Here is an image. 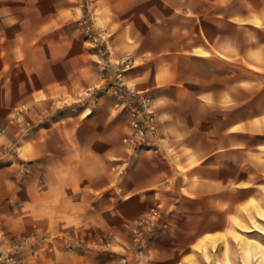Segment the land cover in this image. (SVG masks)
<instances>
[{"label": "crops", "instance_id": "crops-1", "mask_svg": "<svg viewBox=\"0 0 264 264\" xmlns=\"http://www.w3.org/2000/svg\"><path fill=\"white\" fill-rule=\"evenodd\" d=\"M229 1L241 10L206 11L221 9L224 0H90L94 23L106 33L110 66L46 67L43 58L30 67V50L44 56L43 1L0 0V88L6 97L0 105L16 107L7 122L0 115V227L5 245L44 237L38 257L23 244V264H117L131 244L115 238L116 254L96 246L108 228L97 220L123 214L116 201L137 195L163 201L174 216L186 215L188 202L227 215L225 225H210L198 208L195 239L166 263L192 255L204 263L203 250L237 230L239 219L264 220V0ZM128 58L133 64L121 67ZM119 76L154 94L157 151L125 143L129 118L106 90ZM91 87L99 88L97 97L78 99ZM74 106L80 113L69 116L68 127L36 129L53 120V112ZM35 107L44 110L37 126ZM26 120L36 127L23 130ZM106 200L112 207H102ZM178 227L173 221L163 232ZM147 251H134V258ZM238 256L247 261L235 250L229 262H239ZM222 258L227 255L215 251L214 261Z\"/></svg>", "mask_w": 264, "mask_h": 264}, {"label": "rangeland", "instance_id": "rangeland-1", "mask_svg": "<svg viewBox=\"0 0 264 264\" xmlns=\"http://www.w3.org/2000/svg\"><path fill=\"white\" fill-rule=\"evenodd\" d=\"M16 1L20 4L24 0ZM42 1L47 22L45 41L43 44L44 56L38 55L36 50H34V52L30 50V67L36 66L38 62L41 63L43 58L45 59L46 67H85L88 62L94 63L97 67L110 66L111 60L109 55L111 51L107 42L106 33L94 23L91 7L88 6L90 0ZM224 1H227V3L221 9L219 7H208L206 11L213 12L220 10L224 14H230L241 10L237 3H234L232 9L230 1ZM253 1L255 5L261 3V0ZM87 21H89L96 30L101 31L105 35L101 39V45L107 48L105 52L101 51L99 46L94 45L91 38L86 34L85 27ZM13 46L15 45L13 44ZM89 53L95 54V57L87 61L86 56ZM129 60L132 61L130 58L125 59L121 67H125ZM132 64L133 61L131 65ZM5 99L4 91L0 88V101ZM1 106L6 108V110L0 111V115L4 117L2 120L7 122L12 113L16 111V107L10 105H0V107ZM80 109L79 107L77 110L65 108V110L53 112V120H46L42 122L40 126L36 125V118L39 112L44 114L43 108L35 107L32 114L33 116L31 117H35L33 122H35L37 126H34L36 129L38 127L63 128V126L68 127L70 125L68 120L69 116H71V114L80 113ZM47 110L50 112L52 111L50 107H47ZM162 202L161 200L156 202L143 200L139 195L116 201V204H121V206L125 208L123 214L118 215L117 213H110L107 217L97 220L100 226L107 224L108 228L104 227L105 231H103L93 243L96 246L105 244L107 253L112 252L115 254L117 250L111 248L115 238L116 240L130 243V247L118 258L117 264H173L171 262L166 263L162 261L166 259H170L169 261H171L173 256H179L181 252L185 250L187 242H192L195 239L197 233L193 232V229H195L199 223L197 221V216L192 214L196 213L198 208L203 210L206 224L214 225L215 223L216 225H225L228 219L227 215L224 213L219 215L211 207L203 205L197 207V204L193 202H188L185 205L186 215L182 216L179 214L174 216L171 212L169 213L163 208L161 205ZM113 203L112 200H106L102 203V207H112ZM228 208L229 206H227L226 210H229ZM173 221L180 227L165 234V232H163L165 225ZM118 225H123L124 229L117 231ZM33 236L37 237L36 240H29V237L22 238L28 240L27 246L38 249L39 254L35 255L38 257L40 255L38 245L44 237L39 235ZM160 236H163L164 240H161ZM159 237L161 244L157 247L153 242ZM213 237V235L206 233V240L213 239ZM152 245H154L153 250L150 249ZM145 249L149 250L146 254L140 256V258L137 256L134 258V251L138 252ZM235 250L238 252V255L242 254L247 256L245 258L247 261L240 262L241 258L238 256L239 262H229V253ZM203 251L204 263L197 256L192 255L189 259H186L180 264H264V220L261 218L239 219L237 230L227 233L215 247L205 248ZM215 251L218 253L223 252L227 255V258H222V261L218 262L214 261ZM200 252L202 251L200 250ZM150 256L152 258H150ZM23 257L25 262L26 255H24V253ZM156 259H158L157 261L159 262H155Z\"/></svg>", "mask_w": 264, "mask_h": 264}, {"label": "built area", "instance_id": "built-area-1", "mask_svg": "<svg viewBox=\"0 0 264 264\" xmlns=\"http://www.w3.org/2000/svg\"><path fill=\"white\" fill-rule=\"evenodd\" d=\"M86 34L91 38L94 45L99 46L100 50L105 52L107 48L101 45V39L105 36L101 31L96 30L93 25L87 21L85 27ZM107 47V46H106ZM132 63L129 60L125 67ZM99 88L91 87L78 96L81 101L87 97H97L100 93ZM102 90V89H101ZM115 95L117 105L122 109V112L129 118L131 132L125 137V143L133 149H150L157 151L154 145L153 136L159 135V126L156 119V113L153 109L154 94L152 91H138L131 88L124 82L123 76H119L116 83L110 84L107 89ZM74 106L72 109L77 110ZM85 112V109L83 110ZM35 125L30 120L23 123V130L27 131ZM5 126L0 122V133H4ZM5 235L0 227V264H23L24 257L22 253L23 244L28 243L27 239L18 238L10 244H4ZM32 253L38 255L37 248H32Z\"/></svg>", "mask_w": 264, "mask_h": 264}]
</instances>
